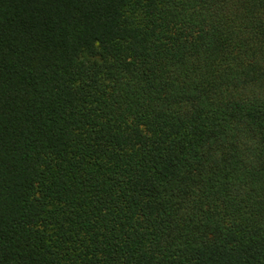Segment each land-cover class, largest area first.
<instances>
[{"label":"trees","instance_id":"obj_1","mask_svg":"<svg viewBox=\"0 0 264 264\" xmlns=\"http://www.w3.org/2000/svg\"><path fill=\"white\" fill-rule=\"evenodd\" d=\"M0 264H264V0H0Z\"/></svg>","mask_w":264,"mask_h":264}]
</instances>
